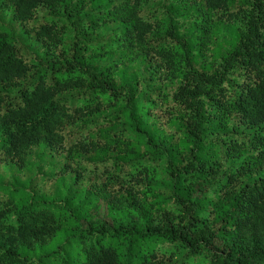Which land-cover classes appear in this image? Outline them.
I'll use <instances>...</instances> for the list:
<instances>
[{
	"label": "trees",
	"instance_id": "16d2710c",
	"mask_svg": "<svg viewBox=\"0 0 264 264\" xmlns=\"http://www.w3.org/2000/svg\"><path fill=\"white\" fill-rule=\"evenodd\" d=\"M0 264H264V0H0Z\"/></svg>",
	"mask_w": 264,
	"mask_h": 264
},
{
	"label": "rangeland",
	"instance_id": "374dc122",
	"mask_svg": "<svg viewBox=\"0 0 264 264\" xmlns=\"http://www.w3.org/2000/svg\"><path fill=\"white\" fill-rule=\"evenodd\" d=\"M4 23H5V25L9 23V22H8V17H6V18L4 19ZM11 26L14 27L15 30H16L17 32L19 31V27H18L17 25L12 24ZM2 172L5 173L4 171H2ZM8 178H9V174L6 175V180H8Z\"/></svg>",
	"mask_w": 264,
	"mask_h": 264
}]
</instances>
